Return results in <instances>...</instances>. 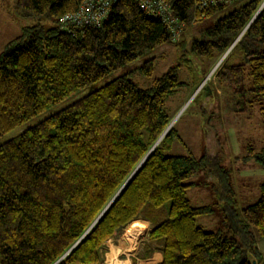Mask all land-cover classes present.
<instances>
[{
  "label": "trees",
  "instance_id": "trees-1",
  "mask_svg": "<svg viewBox=\"0 0 264 264\" xmlns=\"http://www.w3.org/2000/svg\"><path fill=\"white\" fill-rule=\"evenodd\" d=\"M82 1L17 0L21 16L45 17L47 26L22 27L0 52V136L175 41L166 23L148 16L138 0H115L98 25L61 27L59 18ZM165 1L183 24L182 50L213 60L234 43L242 62H225L215 80L239 86L264 118V4L255 15L264 0H245L194 31L186 48L184 37L195 22L236 0L202 8L196 0ZM154 64L148 58L138 71L149 76ZM178 68L170 66L146 88L128 73L116 76L0 144V264H101L106 241L138 219L152 225L147 249L162 252L154 264H264L257 244L264 242V179L258 199L239 215L217 154H165L173 126L150 151L170 122L165 99L182 84ZM246 157L264 168V147ZM199 170L216 180L226 202L217 231L197 223L211 206H192L186 194L194 185L187 179Z\"/></svg>",
  "mask_w": 264,
  "mask_h": 264
},
{
  "label": "rangeland",
  "instance_id": "rangeland-1",
  "mask_svg": "<svg viewBox=\"0 0 264 264\" xmlns=\"http://www.w3.org/2000/svg\"><path fill=\"white\" fill-rule=\"evenodd\" d=\"M244 1H233L213 16L195 22L190 32L184 37L183 48L188 47L187 42L195 33L194 31L211 25L217 17ZM17 8V0H0V52L10 39L21 33L22 27L38 22L47 26L45 17L39 19L23 17L18 13ZM176 41H168L156 46L130 63L87 84L74 94L37 113L1 135L0 144L16 137L50 114L116 76L128 73L133 83L146 88L155 77L160 76L170 66L179 64L178 77L182 84L165 99V109L175 132L167 139L164 153L191 154L198 158L205 152L211 155L217 154L220 157V165L229 172L228 177L235 192L236 202L229 203L232 209L240 215L243 206L258 199L260 184L264 179V168L254 157H246L249 152L255 153L264 147V118L259 112L257 103L249 104L248 94L242 96L240 92H237L239 86H220L215 76L225 62L228 64L242 62V56L233 53L235 50L230 49L223 58L224 52L213 60H209L182 50L178 39ZM151 57L155 58L152 74L149 76L141 74L138 67ZM206 83L209 84L205 85ZM246 86L248 87V81L245 82ZM187 181L194 183L186 190L192 206L210 205L213 210L197 217V223L205 230L217 231L222 225L223 208L221 206L226 202L216 189V180L205 176V173L199 170ZM232 214L233 211L230 212V215ZM137 221L140 222V220L130 222L119 234L106 241L107 248L101 264H132V262L127 263L128 257H140L143 254L147 248L143 242L147 240L150 225L147 227L145 222L137 223ZM257 244L264 251V242L260 240ZM116 247H118L117 250ZM119 259H122L121 263Z\"/></svg>",
  "mask_w": 264,
  "mask_h": 264
},
{
  "label": "built area",
  "instance_id": "built-area-1",
  "mask_svg": "<svg viewBox=\"0 0 264 264\" xmlns=\"http://www.w3.org/2000/svg\"><path fill=\"white\" fill-rule=\"evenodd\" d=\"M115 0H83L79 7L59 18L61 27L66 28L69 24L98 25L104 19ZM199 7H207L215 4H223L227 0H196ZM139 7L151 17L161 18L172 34V40L180 36L183 24L172 13L165 0H138Z\"/></svg>",
  "mask_w": 264,
  "mask_h": 264
},
{
  "label": "crops",
  "instance_id": "crops-1",
  "mask_svg": "<svg viewBox=\"0 0 264 264\" xmlns=\"http://www.w3.org/2000/svg\"><path fill=\"white\" fill-rule=\"evenodd\" d=\"M140 220V222L137 221V223H141L142 221L146 223L147 227L151 228V223L148 220L145 219H138ZM150 228L148 230H150ZM149 232V231H148ZM148 238V235H147ZM147 243V240L145 241ZM145 242H143V245L146 247ZM114 246V245H113ZM118 247H116L117 250ZM148 251V252H147ZM129 256H132L131 254H129ZM122 259H119V261ZM162 260V252L159 248L157 247H152L150 249V251L146 248V250H144L143 254L140 257H128L127 258V263H131L132 264H154V263H158ZM121 263V261H120Z\"/></svg>",
  "mask_w": 264,
  "mask_h": 264
},
{
  "label": "water",
  "instance_id": "water-1",
  "mask_svg": "<svg viewBox=\"0 0 264 264\" xmlns=\"http://www.w3.org/2000/svg\"><path fill=\"white\" fill-rule=\"evenodd\" d=\"M264 4V1L262 2L260 8L262 7V5ZM260 8L258 9V11L260 10ZM258 11L255 13V15L258 13ZM254 15V16H255ZM235 42V41H234ZM234 43H232V45L224 52L222 58L227 54V52L232 48ZM221 58V59H222ZM172 122H169L168 126L165 128V130L163 131V133L159 136V138L156 140V142L154 143V145L151 147L150 151L153 150V148L158 144V142L162 139V137L165 135V133L171 128ZM150 151L148 152V154L150 153ZM147 154V155H148ZM147 155L145 156V158L147 157ZM139 167V165L137 166Z\"/></svg>",
  "mask_w": 264,
  "mask_h": 264
}]
</instances>
